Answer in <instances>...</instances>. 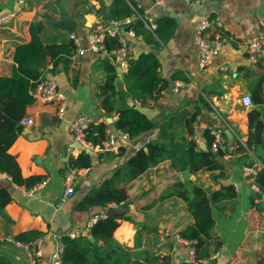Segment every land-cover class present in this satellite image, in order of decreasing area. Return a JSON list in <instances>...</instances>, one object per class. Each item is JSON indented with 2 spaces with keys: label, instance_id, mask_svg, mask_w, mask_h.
I'll return each mask as SVG.
<instances>
[{
  "label": "crops",
  "instance_id": "crops-1",
  "mask_svg": "<svg viewBox=\"0 0 264 264\" xmlns=\"http://www.w3.org/2000/svg\"><path fill=\"white\" fill-rule=\"evenodd\" d=\"M111 0H0V14L14 11L15 17L0 25V76L10 75L15 66L13 55L18 44L30 40L31 22L41 21V37L44 42L57 41L69 37L59 29L52 28L48 21L59 18V5L63 2L69 14L75 18L74 34L82 47L88 46L90 34L101 31L106 23L98 10ZM141 4L152 17L153 40L147 41L141 34L126 36L132 43L131 58L152 50L159 60V74L169 83L156 100L141 102L126 96V102L149 117L155 126L137 137L121 139L114 127L110 128L118 138L116 149H106L93 145L85 151L91 155V165L79 169L73 183V194L61 200L65 189V156H76L75 144L69 123L80 115L95 120L112 123L116 114L105 113L97 95L98 84L104 80L101 69L94 64L106 58L102 52L86 49L83 54L73 53L63 56L55 67L49 61L39 70L43 78H53L58 91L63 95L65 109L57 114L56 102L34 100L26 107L24 117L32 120L24 124L20 120L17 136L8 148L19 164L22 176L40 175L44 184L38 182L32 193L24 190L30 187L13 183L6 174L0 172V186L13 187L11 200L0 213V257L10 264H32L27 251L17 243L16 235L23 231H39V237L26 242L37 247L44 264H50L51 253L56 242H62L64 234L78 232L85 234L94 218L104 214L102 205L78 207L83 194L97 186L103 179L113 175L135 149L159 136L158 123L169 115H176V127L172 131L177 136L190 137L185 125L187 113L198 110L195 116L194 137L199 148H204L206 128L220 130L227 146L228 157L222 158L224 175L219 170L188 171L186 178L201 184L207 192L222 184L235 186L236 195L232 201L213 206L215 225L213 233L222 239L217 252L212 253V264H259L264 256V205L253 200L254 193L243 178L240 184L231 181L232 168L242 167L252 159V155L235 152L237 139L246 140L250 134L254 145L252 154L264 164L262 132L264 129V103L254 99V88L260 84L264 92V61H252L241 45L245 38L264 33V0H132ZM79 7H84L79 9ZM218 17L227 33L236 41L221 46L215 58L204 68H198L199 51L195 42V31L203 18ZM169 18L174 29L166 41L159 39L154 29L159 19ZM120 28L125 34L127 26ZM210 29V28H209ZM149 30V29H148ZM112 61V60H111ZM113 62V61H112ZM116 66V89L122 90V73L125 69ZM121 70L120 72H118ZM181 76L172 79V74ZM249 93L253 104L244 106L241 96ZM259 111L253 126L249 127V111ZM111 117V121L108 120ZM262 123L261 142L256 143L254 128ZM122 144L124 150L118 151ZM253 160V159H252ZM183 171H176L169 159H164L147 168L141 175L130 180H119L127 197L131 200L124 214L132 219L118 217L119 225L114 237L130 252L132 259L152 254H169L173 264L188 254V246L175 239L178 230L193 222V216L186 210L182 198L171 195L160 196L170 191L174 181L182 178ZM243 175V172H242ZM33 186V185H32ZM152 205L143 208L148 204ZM111 205V204H109ZM226 205L225 208L223 206ZM123 214V215H124ZM90 236V235H89ZM93 239V237H92ZM91 239V240H92ZM212 249V247H211ZM209 259L203 262L208 264ZM149 264H156L150 262Z\"/></svg>",
  "mask_w": 264,
  "mask_h": 264
},
{
  "label": "trees",
  "instance_id": "trees-1",
  "mask_svg": "<svg viewBox=\"0 0 264 264\" xmlns=\"http://www.w3.org/2000/svg\"><path fill=\"white\" fill-rule=\"evenodd\" d=\"M98 12L106 20L105 25L113 19H121L132 13V9L126 0H111L108 5L102 4ZM135 34H141L147 41L153 40L150 30L145 28L141 20L133 21L129 26ZM43 23L41 21L31 22L29 29L30 40L18 44L14 51L16 66L10 75L0 76V172L9 179L25 187L37 184L43 177L31 175L24 177L21 174L19 164L8 148L17 136L20 120L26 113V107L33 101L30 88L34 81L42 77L39 70L49 61L55 67L61 58L76 52L77 46L70 37L44 42L41 37ZM174 23L169 18L159 19L154 29L160 40L166 41L172 34ZM103 43L105 48L112 49L119 45L117 34L103 31ZM159 60L154 51L148 50L128 60L127 67L122 73L124 88L116 89V66L110 59L102 58L94 64L95 69H101L105 74L104 80L98 84L97 95L100 97V106L105 113H115L116 118L112 123L102 120H93L84 129L85 139L92 145L103 146L107 138L108 130L114 127L125 133L128 138H134L149 131L155 123L136 107L126 102V96L141 102L156 100L162 90L167 86L169 80L159 74ZM181 76L179 72L172 74V79ZM254 99L256 102L264 103V92L260 84L254 88ZM198 110L187 113L185 119L186 128L190 137L177 136L174 129L179 122L177 116L172 114L158 123L159 136L157 140H150L143 146L131 152L125 162L109 178L103 179L97 186L88 189L78 202V207L86 205L109 204L128 205L131 200L127 197L124 187L118 181L130 180L141 175L147 168L154 166L164 159L170 160V165L176 171L189 169L192 172L198 170H219L224 175L225 166L222 163V155L226 150H212L214 135L210 128L203 132L205 147L199 148L193 135V122ZM259 111H249V127L254 124ZM247 145H254L252 134L245 140ZM262 146L264 148V129L262 132ZM124 146L120 144L118 151L122 153ZM240 155L246 156L247 150L238 139L233 149ZM92 159L89 152L80 151L76 156L70 155L65 162V167L82 169L91 165ZM252 159L246 164H252ZM254 182L264 191V168H260L254 174ZM176 195L183 199L186 210L193 216V222L188 223L178 230L177 235L186 240H193L194 258L197 264H205L203 261L211 259V255L217 252L222 239L213 233L215 216L213 206L222 204L224 201H232L236 195L235 186L231 183L222 184L219 188L207 192L201 184L189 178L178 179L171 185L170 191L164 192L160 199ZM255 196H253V200ZM11 200L8 188L0 186V213L4 214L5 205ZM152 203L143 206L148 208ZM226 205L223 206L225 208ZM118 217L112 215H101L92 222L87 233L71 237L64 234L61 237L63 250L60 264H173L169 254L157 255L144 250L145 255L132 259L128 249L121 244L113 235L115 228L119 225ZM121 218L130 220V215L124 214ZM39 231H23L16 235L19 242H28L29 238L39 237ZM89 235L93 239H89ZM212 247V249H211ZM0 264H10L5 258L0 257ZM259 264H263L262 260Z\"/></svg>",
  "mask_w": 264,
  "mask_h": 264
},
{
  "label": "built area",
  "instance_id": "built-area-1",
  "mask_svg": "<svg viewBox=\"0 0 264 264\" xmlns=\"http://www.w3.org/2000/svg\"><path fill=\"white\" fill-rule=\"evenodd\" d=\"M154 3L161 2L162 0H151ZM129 6L132 9V13L121 19L110 20L106 25L103 26L101 31H95L89 36L88 46L82 47L79 44L74 33L69 35L72 38L77 46L76 54H83L86 49L93 51H98L104 53L110 60L116 63L119 68L126 69L128 60L131 58L132 52V43L126 37H136L137 34L129 27L130 24L135 20H141L143 26L151 31L155 27L152 17L147 13V10L143 9L141 4L138 2H133L132 0H126ZM15 17L14 11H9L0 14V25L13 19ZM127 26L124 35L121 33L120 28ZM210 28V29H209ZM103 31H108L111 34H117L119 38V45L116 48L107 49L103 43ZM236 41V37L230 33H227L224 30L223 24L218 17L213 18H203L196 31H195V42L198 46L199 57H198V68L202 69L206 67L217 55L221 46L225 43ZM243 48L246 51L247 56L252 61H264V33L257 34L248 38H245L241 43ZM30 94L34 100L41 102H56L57 114L61 116L65 109V102L63 95L58 91L57 82L53 78H40L34 81V85L30 88ZM241 102L244 106H251L253 104L252 97L249 93H245L241 96ZM24 124H31L32 120L27 117L21 119ZM93 121L92 118L86 115H80L77 118L73 119L69 123V129L72 134V140L75 144L73 150L78 152L85 150L86 148H91L93 145L85 139L84 129L89 122ZM195 127V123H193ZM118 135L121 139H127L128 136L118 131ZM211 133L214 135V140L212 143V150L216 151L217 149L226 150L227 146L224 141V137L220 130L216 128H211ZM118 138L115 134L108 130L107 138L103 143V147L106 149H116L118 145ZM238 141L245 146L247 153L252 155V164H245L242 167L243 178L245 182L250 186L251 190L254 193L255 201L260 202L264 205V191L259 188V186L254 182V174L260 168H264L262 162H258L253 154V146L247 145L246 142L242 139ZM71 154V153H70ZM70 154L65 156V162L67 161ZM228 152H225L222 155V158L228 157ZM79 169L74 167H67L65 174V189L61 197V200H64L66 197L73 194V183L74 179L77 177ZM46 179L41 181V184H44ZM37 188V185H33L30 188L25 189L26 193H32ZM116 205V204H112ZM104 215V214H103ZM96 218L93 219V222ZM71 237L79 235L78 232H71L69 234ZM175 239L179 242H182L188 246V258L191 262L197 264V261L194 258V247L193 240H186L178 235L175 236ZM17 243L22 246L26 251L31 260L32 264H44L40 250L37 247H31L27 243L19 242ZM63 250L62 242H56L54 249L51 253L50 264H60L61 263V254ZM264 264V256L262 258ZM208 264H212V261H208Z\"/></svg>",
  "mask_w": 264,
  "mask_h": 264
},
{
  "label": "water",
  "instance_id": "water-1",
  "mask_svg": "<svg viewBox=\"0 0 264 264\" xmlns=\"http://www.w3.org/2000/svg\"><path fill=\"white\" fill-rule=\"evenodd\" d=\"M76 20L75 18H73L69 12L67 11V8L65 6V4L63 2H60L59 5V18L58 19H50L48 21V24L54 28V29H59V30H63L65 31L68 35H70L71 33L74 32L75 27H76ZM121 70H119L118 72H120ZM108 120L111 121V117H108ZM262 123L261 122H257L256 126L254 128V137L256 140V143H260L261 142V131H262ZM182 178H186L188 175V171H183L181 173ZM243 179V175L241 172V169L237 166H234L232 168V177H231V181L235 184H240V182ZM9 192L13 191V187H9L8 188ZM128 206L127 205H108L106 206L105 210H104V215H112V216H116V217H120L122 216L126 210H127ZM89 239H92V236H89ZM177 264H195L193 262H191L188 258V256H184L182 259H180V261ZM216 264H222L220 261L216 262Z\"/></svg>",
  "mask_w": 264,
  "mask_h": 264
},
{
  "label": "rangeland",
  "instance_id": "rangeland-1",
  "mask_svg": "<svg viewBox=\"0 0 264 264\" xmlns=\"http://www.w3.org/2000/svg\"><path fill=\"white\" fill-rule=\"evenodd\" d=\"M81 8V10H82V8H84V7H79V9Z\"/></svg>",
  "mask_w": 264,
  "mask_h": 264
}]
</instances>
